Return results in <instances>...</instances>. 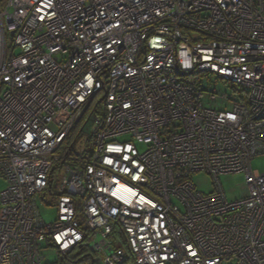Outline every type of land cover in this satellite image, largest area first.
<instances>
[{"label": "built area", "instance_id": "obj_1", "mask_svg": "<svg viewBox=\"0 0 264 264\" xmlns=\"http://www.w3.org/2000/svg\"><path fill=\"white\" fill-rule=\"evenodd\" d=\"M89 110L73 166L62 147ZM260 155L264 0L0 4V264H62L78 248L126 264L116 227L134 264H264ZM231 174L247 190L233 201Z\"/></svg>", "mask_w": 264, "mask_h": 264}, {"label": "rangeland", "instance_id": "obj_2", "mask_svg": "<svg viewBox=\"0 0 264 264\" xmlns=\"http://www.w3.org/2000/svg\"><path fill=\"white\" fill-rule=\"evenodd\" d=\"M4 0H0V4L3 3ZM16 53H19L18 50ZM215 86V84H214ZM229 87L228 83L218 82V88L225 90ZM81 123V122H80ZM79 123V124H80ZM95 128L93 127V123L88 121V124L85 130L82 131L81 137L75 146V149L78 151L85 150L87 153L90 150V137ZM137 148L142 152L145 150L143 145L137 144ZM62 153V152H61ZM63 154V153H62ZM252 168L257 172H264V156L260 155L253 159ZM194 185L197 187V190L203 193H211L215 190V185L210 176L206 173H198L192 178ZM220 183L222 185L223 190L227 194L229 200H237L241 197H244L247 194L246 190V180L244 174H231V175H223L220 177ZM7 186L6 181L0 176V193L5 190ZM1 209V202H0ZM38 213L40 218L45 224L54 223L58 219V209L55 205H47L46 202L40 198L38 200ZM79 252L76 251L75 254ZM50 260L52 263L57 262L58 254L56 250L51 251ZM77 264H90V261H83ZM96 264V263H95ZM126 264H134L133 262H128Z\"/></svg>", "mask_w": 264, "mask_h": 264}, {"label": "trees", "instance_id": "obj_3", "mask_svg": "<svg viewBox=\"0 0 264 264\" xmlns=\"http://www.w3.org/2000/svg\"><path fill=\"white\" fill-rule=\"evenodd\" d=\"M89 120H90V110L87 112L86 116L81 121V123L78 124L74 128V130L70 133L68 139L66 140L64 146L62 147V153L66 154L67 156V160L64 159V162L70 163L73 166L78 165L76 161V157L81 155L80 154L81 152L78 151V149L76 150L75 146L77 145L81 137L82 131L85 130ZM42 200H44V195L42 196ZM115 236L119 239L117 240V245L124 246V248L126 249L128 257H129L128 262H133L134 260L131 257L129 253V249L126 245V238L119 231L118 227H116ZM76 251H78L79 253L75 254ZM94 257H95V254L91 251V248L90 249L78 248L72 254H69L68 256H66V262H62V264H77L83 261H90V264H95Z\"/></svg>", "mask_w": 264, "mask_h": 264}, {"label": "clouds", "instance_id": "obj_4", "mask_svg": "<svg viewBox=\"0 0 264 264\" xmlns=\"http://www.w3.org/2000/svg\"><path fill=\"white\" fill-rule=\"evenodd\" d=\"M86 116V115H85ZM84 119V118H83Z\"/></svg>", "mask_w": 264, "mask_h": 264}]
</instances>
